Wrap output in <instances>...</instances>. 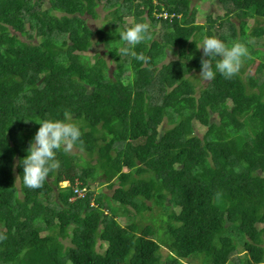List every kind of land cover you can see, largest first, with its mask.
Wrapping results in <instances>:
<instances>
[{"label": "trees", "instance_id": "16d2710c", "mask_svg": "<svg viewBox=\"0 0 264 264\" xmlns=\"http://www.w3.org/2000/svg\"><path fill=\"white\" fill-rule=\"evenodd\" d=\"M217 1L200 24L191 0H0V264H264V61L247 70L264 51V0ZM142 21L156 30L134 49L148 63L119 54V33ZM206 36L246 43L234 78L201 84ZM65 110L84 150L58 151L29 189L38 123Z\"/></svg>", "mask_w": 264, "mask_h": 264}, {"label": "clouds", "instance_id": "9594fccd", "mask_svg": "<svg viewBox=\"0 0 264 264\" xmlns=\"http://www.w3.org/2000/svg\"><path fill=\"white\" fill-rule=\"evenodd\" d=\"M155 32L150 21L133 23L119 33L120 40L126 45L119 49V54L148 63L150 58L142 52L138 54L134 49L141 43L154 40ZM198 49H202L199 78L206 82L214 80L217 74L225 79L234 78L240 72L244 60L250 56L246 43L236 41L229 46L216 36H206ZM170 55L171 51L168 59ZM213 60H215L214 66ZM38 124V131L29 144L27 155L21 161L23 183L32 190L42 188L49 173L60 167L56 156L58 151L69 152L77 146L81 151L84 150L81 125L73 119L69 111L63 112V119L40 120ZM5 239H7L6 235L0 232V241ZM68 264L71 262L69 261Z\"/></svg>", "mask_w": 264, "mask_h": 264}, {"label": "rangeland", "instance_id": "374dc122", "mask_svg": "<svg viewBox=\"0 0 264 264\" xmlns=\"http://www.w3.org/2000/svg\"><path fill=\"white\" fill-rule=\"evenodd\" d=\"M191 5L193 7H196V10L198 11L197 21L200 24L205 23V16L206 15H210L211 18L215 19V16H219L222 14V9L220 7H218L219 3L217 0H191ZM104 7L105 6H103V4L99 5L97 7V9H96L97 13H98L97 18L94 19L90 16H86L87 24L94 30L101 26L104 19L108 20V18H109L108 16H106L109 11L107 9H105ZM232 20L237 23L235 18H233ZM181 32H182L183 38H185V39L189 38L190 32L188 30L184 29V30H181ZM101 49L102 48L100 45H92L91 48L89 49L88 55L91 56V55H93V53L95 51H98V50L101 51ZM106 59H108V57H106ZM168 60L169 59L167 58L164 62H167ZM263 61H264V51L260 54L259 59H257V62L253 66H251V68L248 67L247 70L254 68L258 63L263 62ZM252 71H253V69H252ZM197 75H199V73H197ZM203 83H205V82L202 80L201 84H203ZM163 126H165V122H164ZM69 152L74 153V154L80 153V151L76 148H74L73 150H71ZM63 172H64V170L58 171V173L61 175V176H59L58 182H59V185L62 187L68 185V180H66V177L68 175H70L71 171L70 172L67 171V173H69V174H62ZM91 189L93 190V192L95 194L102 192V193H105L107 195H110V193H111L110 190L105 185H101L98 182L93 183L91 185ZM63 243L65 245H69L68 241H63ZM195 263L196 264L200 263V259H197V261H195Z\"/></svg>", "mask_w": 264, "mask_h": 264}, {"label": "built area", "instance_id": "2783aa9c", "mask_svg": "<svg viewBox=\"0 0 264 264\" xmlns=\"http://www.w3.org/2000/svg\"><path fill=\"white\" fill-rule=\"evenodd\" d=\"M75 185H76V183H75ZM73 191H74L75 196H76V194H77L78 197H79V196H81V197L84 196V192H85V191L82 190V189H78V188L75 187ZM75 196H74V197H75Z\"/></svg>", "mask_w": 264, "mask_h": 264}]
</instances>
